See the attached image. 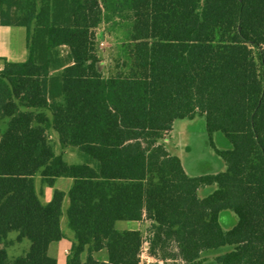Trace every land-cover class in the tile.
<instances>
[{
  "label": "trees",
  "instance_id": "obj_1",
  "mask_svg": "<svg viewBox=\"0 0 264 264\" xmlns=\"http://www.w3.org/2000/svg\"><path fill=\"white\" fill-rule=\"evenodd\" d=\"M0 28L23 29L27 50L0 58V264H57L65 194L42 204L37 178L72 181L66 264H140L142 234L116 224L142 220L156 263L264 264V0H0ZM62 46L72 65L52 78ZM197 116L230 144L210 141L222 173L188 176L161 143ZM10 234L30 243L13 260Z\"/></svg>",
  "mask_w": 264,
  "mask_h": 264
},
{
  "label": "rangeland",
  "instance_id": "obj_2",
  "mask_svg": "<svg viewBox=\"0 0 264 264\" xmlns=\"http://www.w3.org/2000/svg\"><path fill=\"white\" fill-rule=\"evenodd\" d=\"M97 34L98 40L96 39V41L99 56L103 59L109 49L114 46V43L111 41V37L109 36L108 26H101L96 31V35ZM25 40L26 32L23 29L0 28V57L9 58L13 61H23L27 54ZM68 58L71 60L70 54ZM69 60L67 59L65 50H53L50 53L51 77L55 78L61 71L62 67L69 63ZM210 141L217 150L224 151L230 148V144L220 133L214 134L211 138H209L205 132L204 118L202 116H197L193 120L176 121L173 131L168 137H166V139L162 140L161 143L165 145L167 151L173 157H177L181 161L188 176L199 177L222 173L226 170L223 161L215 154L213 147H211ZM67 180L68 179H60L59 182L54 184V187L50 189L41 184L39 178H37L35 180V187L38 192L40 202L45 204L49 199H51L54 191L64 192L66 196L69 191H67ZM214 190L215 186L200 188L197 192V196L199 199H203ZM64 208L67 209L66 203L63 204V209ZM65 212L62 224L60 225L63 239L57 243H53L49 251L50 257L58 261V264H66V259L70 255V249L74 241L73 235L66 226L67 222ZM127 227H131V224L128 222L116 224L117 230H124ZM142 230L149 236L151 232L150 227L147 229L142 228ZM15 236V234H10L8 237V247L6 248V252L9 260L24 256L30 246V243L27 240H23L21 243H14L13 240L15 239ZM172 248L174 249L173 246ZM145 258L146 256L143 257V261H145ZM95 259L99 261L103 259L106 260V252L103 251L96 254ZM149 260V264H161L156 263L157 260H155V258L151 257ZM145 264L148 263L145 262Z\"/></svg>",
  "mask_w": 264,
  "mask_h": 264
},
{
  "label": "crops",
  "instance_id": "obj_3",
  "mask_svg": "<svg viewBox=\"0 0 264 264\" xmlns=\"http://www.w3.org/2000/svg\"><path fill=\"white\" fill-rule=\"evenodd\" d=\"M98 36V34L96 35V39L98 38L97 37ZM98 40V39H97ZM96 43H97V41H96ZM65 50V54L67 55V59L69 60V58H68V56H69V54H68V49L66 48V47H59V48H56V50ZM107 55H108V52H107V54H106V56L105 57H103V59H106V57H107ZM0 58H3V57H0ZM5 59H7V58H5ZM7 60H9V61H12V62H21V61H13V60H11V59H7ZM104 64H105V61H104ZM72 65V59L71 60H69V63L67 64V65H65L64 67H62V69L61 70H63L64 68H66V67H69V66H71ZM102 65H103V63H102ZM176 123V121L173 123V125H172V130L170 131V133L173 131V127H174V124ZM206 132V131H205ZM170 133L167 135V137L170 135ZM53 138H55V136L53 135ZM166 139V138H165ZM164 143V142H163ZM163 146H164V148H165V151L170 155V156H172L168 151H167V148L165 147V145L163 144ZM57 150V153H59L58 152V149H56ZM62 158H63V160L68 164V165H74V164H76V162H77V156H76V153L75 152H72V151H67V152H64L63 154H62ZM177 158V157H176ZM181 162V161H180ZM182 164V163H181ZM182 167H183V169H184V172L186 173V170H185V168H184V166H183V164H182ZM187 174V173H186ZM194 177V176H193ZM60 180V179H59ZM59 180H57L56 182H55V184L57 183V182H59ZM71 184H72V181L71 180H67V191L69 190V188H70V186H71ZM64 193V192H63ZM51 199H49L45 204H47L49 201H50ZM66 203V205L68 206V198L65 196L64 197V199H63V202H62V214H63V216H64V212H65V210H66V208H64L63 209V204H65ZM63 216H62V219H61V221H60V225L62 224V220H63ZM129 224H131V227H127L126 229H124L123 231H139L141 234H142V236H143V246H142V248H141V250H143V251H145V256L148 258V259H150L151 257L147 254V243H146V239H147V237H149L148 235H146L145 233H144V231L142 230V228H144V229H147V228H149L150 227V229H151V225H150V223H148V222H146V221H144V220H142L141 222H129ZM60 229H61V227H60ZM62 232V231H61ZM63 235V234H62ZM150 235V234H149ZM63 239V238H62ZM51 247V246H50ZM50 247H49V251H50ZM96 255V254H95ZM95 257V256H94ZM105 259H103V260H101V261H104ZM149 261V263H150V260H148ZM148 263V264H149ZM57 264H58V261H57ZM140 264H145V261H143V262H141Z\"/></svg>",
  "mask_w": 264,
  "mask_h": 264
},
{
  "label": "built area",
  "instance_id": "obj_4",
  "mask_svg": "<svg viewBox=\"0 0 264 264\" xmlns=\"http://www.w3.org/2000/svg\"><path fill=\"white\" fill-rule=\"evenodd\" d=\"M145 254H146L145 251L141 250V253L139 255L140 263L143 262V257L145 256ZM144 260H145V262L149 263V261H148L149 259L147 257Z\"/></svg>",
  "mask_w": 264,
  "mask_h": 264
}]
</instances>
